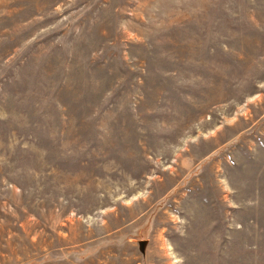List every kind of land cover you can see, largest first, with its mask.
<instances>
[{
  "label": "rangeland",
  "instance_id": "rangeland-1",
  "mask_svg": "<svg viewBox=\"0 0 264 264\" xmlns=\"http://www.w3.org/2000/svg\"><path fill=\"white\" fill-rule=\"evenodd\" d=\"M0 264H264V0H0Z\"/></svg>",
  "mask_w": 264,
  "mask_h": 264
}]
</instances>
